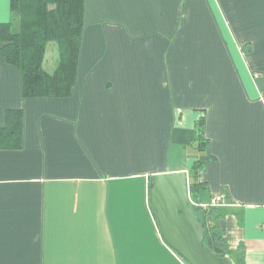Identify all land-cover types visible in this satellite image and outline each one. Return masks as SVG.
Masks as SVG:
<instances>
[{"label":"crops","instance_id":"obj_1","mask_svg":"<svg viewBox=\"0 0 264 264\" xmlns=\"http://www.w3.org/2000/svg\"><path fill=\"white\" fill-rule=\"evenodd\" d=\"M84 2L70 96L25 98L0 51V128L24 112L0 148V264H189L148 190L198 160L229 247L264 264V0Z\"/></svg>","mask_w":264,"mask_h":264},{"label":"trees","instance_id":"obj_2","mask_svg":"<svg viewBox=\"0 0 264 264\" xmlns=\"http://www.w3.org/2000/svg\"><path fill=\"white\" fill-rule=\"evenodd\" d=\"M11 20L0 23V51L8 64L22 73V96L57 97L71 95L79 63L83 30L84 0H11ZM56 50V68L47 71L49 48ZM23 110H8L7 125L0 128V148L18 149L22 145ZM203 123L196 130L202 151L208 141L202 133ZM205 160L196 161L190 168L191 200L201 210L197 213L208 227L205 245L218 256L234 264H247L246 247H229L221 219L225 216L221 204L209 197L207 187L200 179ZM154 212V210H153ZM155 213V212H154ZM208 218L214 220L209 226Z\"/></svg>","mask_w":264,"mask_h":264},{"label":"water","instance_id":"obj_3","mask_svg":"<svg viewBox=\"0 0 264 264\" xmlns=\"http://www.w3.org/2000/svg\"><path fill=\"white\" fill-rule=\"evenodd\" d=\"M150 204L162 238L189 264H234L205 245L208 227L191 200L187 171L161 173L150 180Z\"/></svg>","mask_w":264,"mask_h":264},{"label":"rangeland","instance_id":"obj_4","mask_svg":"<svg viewBox=\"0 0 264 264\" xmlns=\"http://www.w3.org/2000/svg\"><path fill=\"white\" fill-rule=\"evenodd\" d=\"M49 49H50L49 52H51L52 51L51 47ZM49 55H50V58H49ZM52 56H53V54L51 55V53H48V55H47V62H48V64H49V61H52L53 60V57ZM55 65L56 64H50V66L47 65L46 66L47 71H51L53 68H55Z\"/></svg>","mask_w":264,"mask_h":264},{"label":"built area","instance_id":"obj_5","mask_svg":"<svg viewBox=\"0 0 264 264\" xmlns=\"http://www.w3.org/2000/svg\"><path fill=\"white\" fill-rule=\"evenodd\" d=\"M219 199H217V200H213V203L215 204V203H218L219 204V201H218Z\"/></svg>","mask_w":264,"mask_h":264}]
</instances>
